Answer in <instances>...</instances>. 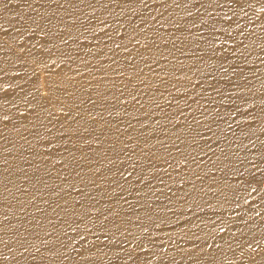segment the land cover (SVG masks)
<instances>
[{
  "label": "bare ground",
  "instance_id": "1",
  "mask_svg": "<svg viewBox=\"0 0 264 264\" xmlns=\"http://www.w3.org/2000/svg\"><path fill=\"white\" fill-rule=\"evenodd\" d=\"M0 264H264V0H0Z\"/></svg>",
  "mask_w": 264,
  "mask_h": 264
}]
</instances>
